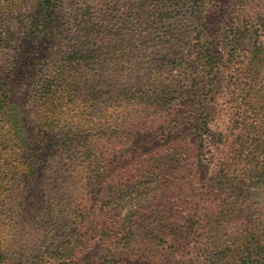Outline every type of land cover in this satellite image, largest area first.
<instances>
[{
  "label": "trees",
  "instance_id": "trees-1",
  "mask_svg": "<svg viewBox=\"0 0 264 264\" xmlns=\"http://www.w3.org/2000/svg\"><path fill=\"white\" fill-rule=\"evenodd\" d=\"M18 2L22 0H0V54L15 49L25 34L46 39L52 37L59 28L60 14L55 0H33V9H21V13L15 15ZM84 3L79 10L70 14L74 20L75 32V37L69 38L72 44L61 52L58 64L45 69L29 105L23 101L25 94L20 84L24 73L15 69V66L0 76V168L10 165L12 169V172L5 169L6 174L2 177L4 181L1 184L6 185L8 196L0 198V228L4 225L1 212H9L7 215L12 216L15 213L12 208L22 205L21 200L14 196L16 193H10L14 184L18 187L22 185L28 195L25 201L27 211L23 214L26 222H14L15 216H12L10 222H14L15 226L8 228L9 233L13 235V239L26 240L30 237L27 233L35 231L39 240L34 242L37 248L33 259L32 253L26 260L21 255L17 260L19 264H44L49 259L77 264L87 256L86 252L92 246L99 249L101 263L96 264H107L109 261L103 254L110 247L104 246L114 245L117 248L110 250L117 251L133 245L137 233L134 218L139 207L133 194H124L129 181L122 179V188L118 190L122 194L117 203L125 205L123 207L131 211L136 206L137 209L131 216V212L125 216L123 213L114 214V207L105 201L97 208L99 195L109 196L105 182L109 166L101 161L99 147L103 140H108L111 146L119 144L120 147L126 136L148 134L150 126L143 121V117L138 116L139 107L141 113L148 112L153 107L173 109L172 100L175 97L185 99L199 84L204 86L203 91L208 90L209 94H213L220 83L219 68L223 61L230 66L238 64L233 69L234 78L247 87L239 95L240 102L236 106V118L233 120L240 125L233 127L232 131L239 130L241 134L236 140H231V135H225L213 142L218 146L222 157L217 163L218 170L213 172L216 184L211 195L216 198L225 195L226 185L232 184L238 186L235 194L239 192L240 197L244 189L264 184V99L261 106L253 107L248 92L254 87L264 91L261 56L263 46L258 44L259 40H254L255 33L262 27L259 19L250 26V22L245 20L234 24L230 32L232 39L227 46L230 49L227 53L216 51L208 33V16L211 13L209 6L213 0H196L191 12H182L179 17L192 22L200 49L192 61L187 60L184 54L176 53L165 64V68L186 70L181 75L192 71L195 76L194 83L190 84L193 85L192 89L178 91L174 81L169 79L168 84L163 85L157 83L160 82L157 78V82L153 81L149 85L148 92H132L124 97L115 115L118 116L116 131H99V134H94L93 126L89 127V134L83 135L80 130L82 122L71 120L64 124L62 112L68 103L79 100L78 90L81 94L85 87L90 97L86 104L91 110L98 108L102 101L100 93L104 83L103 71L108 67H118L127 59V55L123 54L125 48H122L123 51L118 49L126 39L155 43L165 38L171 43L180 42L185 37L183 32L175 29L159 32L161 25L173 18L171 14L177 9L173 10V7H178L180 0H168L165 4L153 6L148 5L145 0H110L105 3V8L101 3L89 5L90 0ZM23 25L30 27L27 28L30 34L20 31ZM252 40L257 42L253 43ZM190 102L189 115L195 123L196 132L201 138L207 136L212 142L216 135L208 127L210 117L202 104L203 100L196 95ZM160 129L169 131L170 126ZM248 129L251 131L248 132ZM219 144L225 149L219 148ZM56 145L62 150V155L59 160L52 161L48 157ZM64 156L80 162L74 175L65 167L67 164L63 163ZM46 157L47 164L41 165L40 162ZM69 192H77L80 196L77 195V198L71 195L69 198ZM88 203H94L93 207L98 211L89 210ZM223 207L227 209L230 206L224 202ZM203 213L215 216L210 208H201V212H197L195 216L202 219ZM0 234V239H3L5 236L1 230ZM12 241L0 240V264L8 260ZM185 248L183 245V249ZM206 250L210 253L207 261L209 264H216L220 255L226 258L228 264H264V235L246 234L222 245L221 250L212 251L209 245Z\"/></svg>",
  "mask_w": 264,
  "mask_h": 264
},
{
  "label": "rangeland",
  "instance_id": "rangeland-1",
  "mask_svg": "<svg viewBox=\"0 0 264 264\" xmlns=\"http://www.w3.org/2000/svg\"><path fill=\"white\" fill-rule=\"evenodd\" d=\"M86 1L88 0H55V5L58 6L57 11L60 14V23L52 37L41 39L25 34L22 42L15 49L0 54V76L15 66L17 67L15 69H20L24 73L20 84H22L21 88L25 94L23 101L28 105L36 94L38 82L45 69L50 65L58 64L61 52L66 50V46L72 44L71 39L75 37V32L73 30L74 20L70 14L74 10H79ZM109 1L90 0L89 5L101 3L105 8V3ZM145 1L148 5L153 6L165 4L168 0ZM180 1L181 4L178 7L177 5L173 7V10L177 8L171 14L173 18L169 22L163 23L159 32L175 29L178 32H183L185 37L180 42L173 41L171 43L167 42L165 38L155 43H147V40L140 39H126L124 45L118 49L121 51L122 48H125L122 51L127 55V59L120 66L108 67L106 71H103L104 83L100 93L102 101L98 104V108L91 110L86 104L90 100L87 87L82 89L81 94L78 90L77 98L79 100L65 104L67 107L62 106L66 107L61 115L64 124L71 120L81 121L83 127H80V130L83 135L89 134V130H91L89 127L93 128V126H95L94 134H99V131H116L118 116L115 115L119 110V104H122V100L128 93L144 94L148 92L149 85L157 78L160 82H155L163 85H167L169 79L174 81L178 91L192 89L193 85L190 84L195 80L192 71L189 70L181 75L180 73L186 70L165 68L166 61L168 59L171 61V55L182 53L187 60L192 61L200 49L199 40L191 25L192 22L179 17L182 12H191L196 0ZM33 5V0L18 2L15 15L24 9H33ZM170 10L172 11V7ZM209 10L211 13L208 16V33L216 51L223 53H227L230 49L227 46L230 44L229 40L232 39L230 32L234 24H240L242 20H245L250 22V26L259 19L262 27L255 33L254 40H259L258 44L263 46L261 56L264 73V0H213ZM27 28L30 29L23 25V29L20 31L26 33ZM27 33L30 34V32ZM254 40H252L253 43L257 42ZM237 66L238 64L230 66L224 61L221 62L220 83L213 94H209L208 90L203 91L204 86L199 84L196 90H191L187 94L185 99L181 100L175 97L172 100L173 109L153 107L148 112L141 113L139 107L138 116L143 117V121L145 120V123L150 126V130L147 131L149 135L143 133L138 137L126 136L121 141L120 147L119 144L111 146L108 140L102 141L99 155L101 161L109 166V175L105 180L109 196L99 195L100 202L96 203L97 208H100L105 201L114 207V214L123 213L125 216L131 212L129 214L131 216L134 213L137 209L136 206L133 207L134 211H131V209L123 207L125 205L117 203L120 194H122L118 190L122 188L123 178L129 181V187L125 189L124 194H133L139 207L134 218L137 233L133 245L128 249L117 251L110 250L117 248L114 245L104 246L110 247L103 254L109 261L107 264H209L207 261L210 253L206 250L208 245L212 251H218L221 250L222 245L229 244V241L237 240L246 234L264 235V184L259 183L244 189L240 197H238L239 192L235 194L238 186L232 184L226 185L225 195L217 198L211 195L215 191L216 184V175L213 172L218 170L217 163L222 157L218 146L213 142L220 140L219 136L223 138L225 135H231V140H236L241 134L239 130L232 131L233 127L240 125L234 123L233 120L236 118V106L240 102L239 95L247 87L245 83L238 82L234 78L233 69ZM184 86L187 87L183 88ZM200 92L207 95L200 96ZM248 92H250L253 107L261 106L264 91L254 87ZM196 95L203 100L202 104L210 117L208 127L212 134L216 135L212 142L206 138L207 136H204L203 139L198 135L195 123L193 119H190L188 106ZM169 126V131L160 129ZM249 131L251 129H248ZM222 146L219 144V148H223ZM61 155L62 150L56 145L48 158L55 161L59 160ZM48 158H44L40 164H47ZM63 163L67 164L65 167L73 175L80 166L79 161L66 156L63 157ZM5 169L12 172L10 165L0 168V198L8 196L6 185L1 184L4 181L2 177L6 174ZM10 193L12 195L16 193L14 196H17L23 205L12 208V212H15L12 213V216H15L14 222L24 224L26 220L23 214L27 211L25 202L28 196L27 190L22 185L18 187L14 184ZM75 194L69 192L68 197L71 198V195L80 196L77 192ZM12 195L10 198L13 197ZM89 197L90 195L87 196V198ZM224 202L228 203L230 207L225 209ZM93 204L88 203V208L97 212L98 209L94 208ZM201 208H210L215 216H206L203 213L202 219L196 217L195 214L201 212ZM1 209L0 207V211ZM7 214L9 212H1V220L5 226L3 225L0 230L5 237L0 240L13 241L8 260H5L3 264H19L17 260L20 256H24L23 260H26L30 253H32L33 259L34 250L37 248L34 242L39 241L37 233L35 231L27 233V236L30 235V237H27L26 240L13 239L8 228H13L15 223L10 222L12 216ZM9 237L11 238L8 240ZM183 245L186 246L185 249H183ZM98 251L96 246H92L91 250L86 252L88 257H84L77 264L101 263ZM217 259L219 260L216 261V264H228L222 255ZM64 262L63 260L52 261L49 259L44 264H69Z\"/></svg>",
  "mask_w": 264,
  "mask_h": 264
}]
</instances>
